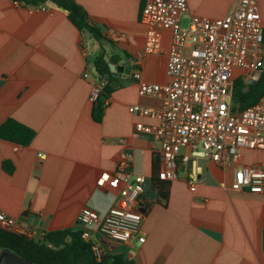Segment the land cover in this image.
<instances>
[{
    "label": "crops",
    "instance_id": "1",
    "mask_svg": "<svg viewBox=\"0 0 264 264\" xmlns=\"http://www.w3.org/2000/svg\"><path fill=\"white\" fill-rule=\"evenodd\" d=\"M76 1L101 28L105 38L100 47L59 7L43 10L0 0V125L14 118L37 132L27 147L0 139V210L37 240L47 232L80 230L84 208L100 219L118 205L123 184L115 172L121 152H131L133 173L148 178L141 199L146 241L135 243L137 264H264V193L234 190L233 170L208 160L200 150L186 149L191 158L179 160L167 206L152 189L155 158L162 169L160 144L138 134L136 125L158 122L132 113L130 107H158L160 100L141 96L132 77L118 78L112 72L124 66L133 73L141 63L145 81L168 83L172 32H162V53L141 59L147 0ZM237 1L188 0L192 15L212 19L226 16ZM258 1L264 21V0ZM108 30L125 38L115 41ZM84 40L89 43L87 56ZM101 52L110 66L109 81L113 78L117 87L97 122L91 91L99 83L93 66ZM240 79L253 81L241 72L235 82ZM243 154L245 163L264 169V150ZM93 239L107 254H128V246L111 245L96 228Z\"/></svg>",
    "mask_w": 264,
    "mask_h": 264
},
{
    "label": "built area",
    "instance_id": "2",
    "mask_svg": "<svg viewBox=\"0 0 264 264\" xmlns=\"http://www.w3.org/2000/svg\"><path fill=\"white\" fill-rule=\"evenodd\" d=\"M142 19L147 32L141 59L147 54L162 53V32H172L167 64L169 82L145 81L139 67L141 63L132 73L141 96L160 100L158 107L139 104L130 107L132 113L158 122L157 125L138 123L136 132L149 135L160 144L162 169L159 178L176 180L179 160L189 162L191 158L184 151L200 150L208 160L234 171V190L263 194L264 169L245 163L243 151L264 150V101L242 111L233 101L236 72L240 71L249 81L255 80L264 69V21L259 1L238 0L226 16L212 19L192 15L188 0H147ZM108 34L115 41L125 38L113 30H108ZM83 46L87 56V40L83 41ZM105 83L99 81L92 87L94 102ZM120 143L123 147L127 145L125 139ZM133 161L131 152H121L115 172L116 180L123 184L118 205L100 219L88 207L80 214L82 239L91 245L98 259L107 252L99 240L93 239L95 228L111 245L128 246L126 258L135 264L138 256L135 243L146 241L141 199L148 178L133 173ZM191 188L196 189L194 182ZM0 225L35 237L2 210Z\"/></svg>",
    "mask_w": 264,
    "mask_h": 264
},
{
    "label": "trees",
    "instance_id": "3",
    "mask_svg": "<svg viewBox=\"0 0 264 264\" xmlns=\"http://www.w3.org/2000/svg\"><path fill=\"white\" fill-rule=\"evenodd\" d=\"M26 6L47 8L49 5L65 8L69 11V20L85 35H90L96 46H101L105 38L100 27L87 10L76 0H14ZM264 32V31H263ZM114 62L117 58L113 59ZM95 74L111 76L109 63L105 60L104 52L94 59ZM114 79L104 84L99 98L95 102L94 118L101 122L104 117L106 100L116 89ZM264 98V69L258 81L245 82L240 79L235 82L233 101L240 111L258 104ZM97 103L99 105L97 106ZM37 132L14 118H9L0 125V139L10 141L20 146H30ZM8 165V164H7ZM6 165V166H7ZM172 182L159 178V160L155 158L153 165L152 189L167 206L170 198ZM0 251L20 257L33 264H135L128 261L124 254H106L98 259L91 245L82 239V231L64 229L45 233L40 239L13 232L0 225Z\"/></svg>",
    "mask_w": 264,
    "mask_h": 264
},
{
    "label": "water",
    "instance_id": "4",
    "mask_svg": "<svg viewBox=\"0 0 264 264\" xmlns=\"http://www.w3.org/2000/svg\"><path fill=\"white\" fill-rule=\"evenodd\" d=\"M60 9L66 13L69 14V11L66 10L65 8H61ZM92 56H89V59H91ZM93 66V64H92ZM132 68L131 67H124V66H115V70H113L112 75L118 78H126V79H131L132 77ZM261 76V73L257 74V78H259ZM110 80V76H99V81L100 82H109ZM256 80H253L252 83H255ZM99 105V103H97V106ZM144 213L146 212V210H144ZM0 264H33L30 261H27L25 259H22L20 257L17 256H13L10 253L7 252H2L1 256H0Z\"/></svg>",
    "mask_w": 264,
    "mask_h": 264
},
{
    "label": "rangeland",
    "instance_id": "5",
    "mask_svg": "<svg viewBox=\"0 0 264 264\" xmlns=\"http://www.w3.org/2000/svg\"><path fill=\"white\" fill-rule=\"evenodd\" d=\"M187 23H188V20H185V25H187ZM236 73H237V75H238V74H240V71H237ZM80 230L82 231V227H81ZM2 252H4V251H0V256H1V253H2Z\"/></svg>",
    "mask_w": 264,
    "mask_h": 264
}]
</instances>
